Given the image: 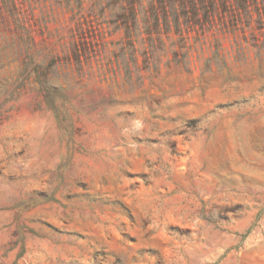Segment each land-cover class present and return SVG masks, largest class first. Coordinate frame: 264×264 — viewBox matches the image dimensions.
<instances>
[{
	"label": "rangeland",
	"instance_id": "374dc122",
	"mask_svg": "<svg viewBox=\"0 0 264 264\" xmlns=\"http://www.w3.org/2000/svg\"><path fill=\"white\" fill-rule=\"evenodd\" d=\"M0 264H264V0H0Z\"/></svg>",
	"mask_w": 264,
	"mask_h": 264
}]
</instances>
